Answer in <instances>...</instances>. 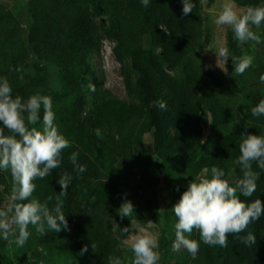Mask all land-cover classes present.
<instances>
[{
  "label": "trees",
  "instance_id": "obj_1",
  "mask_svg": "<svg viewBox=\"0 0 264 264\" xmlns=\"http://www.w3.org/2000/svg\"><path fill=\"white\" fill-rule=\"evenodd\" d=\"M204 1L192 0L195 7L184 16L182 0H149L147 7L141 0H27L26 30L0 5V80L8 79L14 97L49 96L54 122L70 144L61 153L60 167L34 181L30 199L43 203L52 196V207L62 190L59 175L72 177L62 197L69 228L41 237L30 225L23 247L0 237V264H110V258L131 264L133 253L121 241L149 220L154 225L149 230L158 236V264H264V215L244 232L229 234L226 247L204 244L194 229L191 238L200 242L196 257L183 247L173 250L177 218L172 208L188 182L205 169L210 175L213 166L233 182L242 178L237 163L241 133L264 135V116L251 113L264 99V51L242 75L234 73L228 59L231 76L241 82V94L251 103L240 116L220 96L224 77L196 58L212 38ZM235 2L245 9L264 4ZM254 30L264 33V26ZM233 34L228 33L229 54L241 57L245 44ZM105 40L114 43L127 99L105 87L104 72L95 62ZM31 56L35 60L26 67ZM157 101H164L166 109L154 106ZM246 121L252 125L247 129ZM142 129L151 134L150 146ZM73 152L85 172L74 170ZM252 170L258 175L256 190L240 198L264 202V169L253 162ZM10 185V174L0 171V205L10 195ZM161 185L168 193L165 206L159 202ZM124 200L135 211L121 219L118 209ZM248 232L257 238L251 246L239 239ZM84 245L88 251L81 255Z\"/></svg>",
  "mask_w": 264,
  "mask_h": 264
},
{
  "label": "clouds",
  "instance_id": "obj_2",
  "mask_svg": "<svg viewBox=\"0 0 264 264\" xmlns=\"http://www.w3.org/2000/svg\"><path fill=\"white\" fill-rule=\"evenodd\" d=\"M141 3L147 7L149 0H141ZM182 4L184 16L189 15L195 7L192 0H182ZM214 24L230 28L240 45L248 41L259 44L261 37L254 29L264 24V4L241 9L235 0H223ZM215 54L218 66L225 73L228 72L229 57L232 58L236 74L242 75L253 62V57L248 55H230L223 43L217 46ZM260 79L264 82V75ZM12 92L8 79L0 80V171L11 176L8 202L0 205V237L23 247L31 234L30 225L41 237L48 234L49 230L59 233L69 228L66 214L62 210V197L72 179L68 173L59 175L57 184L62 190L55 197L52 207L49 206L52 196L43 203L30 197L36 188L34 181L37 178L44 179L52 170L60 167L61 153L70 144L54 122L55 114L49 96L33 94L25 100L19 95L14 97ZM154 106L161 109L167 107L164 101H157ZM251 113L254 117L264 116V99L251 109ZM249 126L252 125L246 121L245 129ZM5 129L8 134H5ZM96 135H101L99 129H96ZM241 137L237 163L241 165L242 178L233 182L221 168L213 166L210 175L205 169L188 182L186 191L173 206L177 218L174 251L183 247L193 258L196 257L200 242L191 238L194 229L199 232L204 244L226 247L229 234L244 232L250 223L264 215V202L261 199L247 203L240 198L241 195L251 197L256 190L258 175L252 170V164L256 162L259 168L264 169V135L245 130ZM78 156L77 152H73L69 159L79 174L86 171V166L78 162ZM134 211L133 203L124 200L118 214L121 219L130 218ZM153 227L149 220L147 227H140L134 233H129L128 227L123 228V232L129 234L121 243L133 253L131 264H158V236L149 230ZM239 239L249 246L257 241L251 232ZM92 247L94 250V242ZM87 251L88 245H84L80 254ZM110 264H121V260L110 258Z\"/></svg>",
  "mask_w": 264,
  "mask_h": 264
},
{
  "label": "rangeland",
  "instance_id": "obj_3",
  "mask_svg": "<svg viewBox=\"0 0 264 264\" xmlns=\"http://www.w3.org/2000/svg\"><path fill=\"white\" fill-rule=\"evenodd\" d=\"M27 0H0V5L5 8V12L12 13L21 23L24 30L27 29L29 22V15L26 9ZM223 0H215L210 3L209 1H204V11L205 15L208 17V23L212 33L211 44L208 45L204 51L201 52V56H197V60L200 61L205 67L215 66L216 70L224 77L225 85L220 91V96L228 103L229 106L233 107L235 111L240 116H244L251 108V103L243 97L241 94L242 86L241 82L231 76V71L225 73L217 64V57L215 51L217 46L223 43L228 48V33L231 30L227 27H218L214 24V19L216 14L220 10V6ZM239 7V6H238ZM241 9H245L239 7ZM264 26V24H262ZM232 31V30H231ZM256 31V30H255ZM258 32V31H257ZM261 37V43L256 44L253 41H248L245 44L244 55L253 57V59L260 53L264 51V33L258 32ZM234 38V34H233ZM235 39V38H234ZM236 40V39H235ZM237 41V40H236ZM238 42V41H237ZM114 43L105 40L103 45V50L100 59H96L95 62L97 67L102 69L105 76V87L112 91L120 99H127V93L124 86L123 77L120 74L121 64L116 60L113 54ZM207 50V51H206ZM229 50V49H228ZM230 53V52H229ZM35 60L31 56L25 66L30 67L31 63ZM228 66V65H227ZM228 68V67H227ZM53 86L55 88L59 87L57 82V71H53ZM238 87V88H237ZM142 132L145 137V142L150 146L151 144V134L149 131L143 130ZM2 190V187H0ZM9 195L4 196L2 205L8 202L7 198ZM159 202L162 206H165L168 203V193L164 185L159 187ZM137 224L132 222V226L135 227ZM140 228L139 225L136 227V231Z\"/></svg>",
  "mask_w": 264,
  "mask_h": 264
}]
</instances>
